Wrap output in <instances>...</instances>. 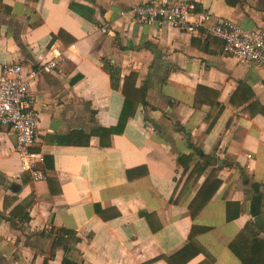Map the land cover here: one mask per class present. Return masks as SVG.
Returning <instances> with one entry per match:
<instances>
[{"label": "crops", "instance_id": "obj_1", "mask_svg": "<svg viewBox=\"0 0 264 264\" xmlns=\"http://www.w3.org/2000/svg\"><path fill=\"white\" fill-rule=\"evenodd\" d=\"M146 1L0 0V70L32 76L42 158L41 179L20 173L15 133L0 127V264H183L193 253L185 264H241L230 243L247 227L263 238L264 67L208 35L137 26L131 11ZM182 1L264 32V0ZM130 74L146 105L104 133ZM198 87L214 106L194 108ZM212 170L220 187L192 218Z\"/></svg>", "mask_w": 264, "mask_h": 264}, {"label": "built area", "instance_id": "obj_2", "mask_svg": "<svg viewBox=\"0 0 264 264\" xmlns=\"http://www.w3.org/2000/svg\"><path fill=\"white\" fill-rule=\"evenodd\" d=\"M137 26L170 28L189 35H208L223 43L225 54L241 62L264 67V32L246 31L232 20L199 11L195 4L182 0H148L131 11ZM57 68L52 61L45 72ZM20 65L0 70V127L11 129L16 136L14 151L20 160V173L35 171L42 158L31 152L37 142L39 113L30 94L29 79Z\"/></svg>", "mask_w": 264, "mask_h": 264}, {"label": "trees", "instance_id": "obj_3", "mask_svg": "<svg viewBox=\"0 0 264 264\" xmlns=\"http://www.w3.org/2000/svg\"><path fill=\"white\" fill-rule=\"evenodd\" d=\"M225 2L230 7H234L238 4L237 0H225ZM104 68L106 71H108L114 87L116 82H118V80L115 79L116 71L108 65H105ZM135 83V74H130L128 77H125L123 79L121 92L124 97V103L117 128L109 131H103L104 133L107 132L117 134L118 132H120L127 119L135 115L137 108L140 105H146L145 90L144 88L136 89ZM205 91L209 92V90L206 89ZM202 92H204L202 91V87H198L194 101V108L199 109L203 105L214 106L216 95L213 97V99L202 101ZM212 124L213 123L209 125V129L212 127ZM205 169L206 167L199 168L196 165L192 172H195V174L199 176L205 171ZM219 187L220 182L216 178V171L212 170L197 192L196 196L192 200L191 204L189 205V211L192 218L211 199V197L216 193ZM260 188V186L253 185L254 197L251 201L250 209L251 215L253 217H257L259 215L260 205L263 199V194L260 192ZM249 230L250 229L247 227L241 233H239V235L230 243L229 249L238 258L241 264H264V234L263 238L259 239L257 235H251ZM189 239L191 242L194 241L192 233L190 234ZM195 255L196 254L194 253L190 254L185 260L182 261L183 264L187 263L189 259H191ZM64 264L69 263L64 261Z\"/></svg>", "mask_w": 264, "mask_h": 264}, {"label": "water", "instance_id": "obj_4", "mask_svg": "<svg viewBox=\"0 0 264 264\" xmlns=\"http://www.w3.org/2000/svg\"><path fill=\"white\" fill-rule=\"evenodd\" d=\"M11 188L14 190L15 188L17 189L18 187L12 186ZM255 224H256L257 228L263 229V223H262L261 217L255 218Z\"/></svg>", "mask_w": 264, "mask_h": 264}]
</instances>
